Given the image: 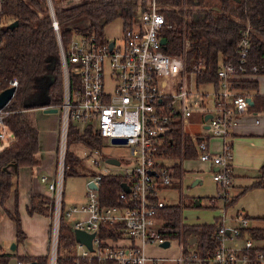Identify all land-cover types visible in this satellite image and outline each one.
Here are the masks:
<instances>
[{"label":"built area","instance_id":"built-area-1","mask_svg":"<svg viewBox=\"0 0 264 264\" xmlns=\"http://www.w3.org/2000/svg\"><path fill=\"white\" fill-rule=\"evenodd\" d=\"M183 1L178 7L186 9L188 5L186 0ZM6 2L0 0V37L2 29L10 23L5 12ZM47 4L58 33L63 71V98L57 106L60 135L56 168L52 175H41V180L52 192L49 264H57L63 221L74 233L76 264H162L164 258L151 257L146 252L148 243L163 245L169 240L171 244L162 214V209L169 203L161 199L160 191L180 181L185 175L184 159L193 158L182 156V171L177 173L175 129L178 127L181 132L183 154L193 149L195 158L214 164L213 178L220 191L226 193L231 183L232 128L240 115L250 109V99H254L253 92H240L233 85L234 79L249 74L246 58L251 45V26L247 20L237 40L236 55L220 57L218 83L208 82L214 87L215 108L201 106L203 112L199 113L198 119L203 127L194 131L186 127L195 116L193 103H188L192 91L186 78V50L191 39L184 35L181 53L166 50V43L162 42L163 30L173 23L168 21L158 0H127L122 6L113 8V13L124 17L120 42L106 35L78 33L71 37L67 46L59 35L53 0H47ZM64 4L62 2L59 7ZM206 67L202 60L193 64L191 79L199 83L197 76ZM169 78L177 81L169 82ZM17 84L18 79L13 78L9 86L16 87ZM203 94H209V91ZM4 107L0 108V127L3 129L8 127L5 116L9 112L3 110ZM207 113L211 116L205 119ZM72 121L84 123L81 132L90 126L102 140L105 137H110L111 141L113 137L126 138L125 144L130 146L135 166L123 175L129 190L122 187L116 202L102 200L99 186L103 174L108 173L101 172L90 173L84 203L67 205L65 202L64 180ZM5 137V130H0V140ZM213 137L222 139L220 151L210 148ZM89 148L92 155L101 152L100 147ZM81 156L90 163L89 154ZM94 162L98 163L96 158ZM90 182L97 187H92ZM218 198L226 202L228 197L214 195L211 203L216 204ZM65 218H71V222ZM231 219L232 224L225 215L218 219L216 237L219 245L212 255L200 253L191 244L186 247L180 237V253L174 264H262L264 242H256L261 239L251 231L248 215L238 212ZM77 229L92 234L91 246L76 239ZM229 239H243V245L228 244ZM19 264L24 263L19 260Z\"/></svg>","mask_w":264,"mask_h":264},{"label":"trees","instance_id":"trees-1","mask_svg":"<svg viewBox=\"0 0 264 264\" xmlns=\"http://www.w3.org/2000/svg\"><path fill=\"white\" fill-rule=\"evenodd\" d=\"M127 0H53L55 14L59 22V35L65 46L71 37L78 33L87 35H104L103 25L110 18L115 6H122ZM162 10L166 12L172 26L165 27L166 50L171 53L184 51V35L191 39L186 50L187 67L202 60L207 67L198 74L201 82L218 83L217 67L223 55L235 56L237 40L242 29L249 22L251 29L250 49L246 58L249 74L264 73V0H186L188 7H178L183 0H158ZM64 2L62 7L59 5ZM217 7V8H216ZM5 12L10 22L18 20L13 28L6 25L0 37V90L9 87L13 78L18 79L14 95L3 110H9L5 122L12 131V137L0 148V202L2 208L16 223V243L25 240L26 234L22 226L19 210L18 173L9 168L14 164L35 166L39 164L40 135L37 125L29 121L27 111L39 106L35 97L38 94L39 82L50 74L52 79L47 87L48 105L59 106L63 98V71L59 51L58 33L53 26L47 0H7ZM248 20V22H247ZM76 77V75L74 76ZM233 85L240 91H254V104L251 109L264 111V94L258 91V80L252 78H236ZM72 139L81 141L91 147H100L102 138L87 126L84 132L74 129ZM177 139L175 156L177 173H181L182 156L194 157L196 151L181 152V132L174 131ZM187 139V138H186ZM2 140H0V143ZM70 142V139H69ZM67 173L84 174L90 170L85 157L68 149ZM253 186L264 185V163ZM124 176L114 173L103 174L99 191L102 200L107 203L117 201ZM246 187L242 189L245 191ZM14 191L15 205L13 210L7 209L5 203ZM29 213L38 212L51 215L50 198L39 193H32ZM234 200V199H233ZM181 204H169L162 209L166 219V235L169 238L181 237L186 247L191 239L196 238V248L202 254L212 255L219 245L217 221L203 224H181ZM264 218V216H262ZM258 238H264V227L250 228ZM75 237L72 229L64 223L60 232L57 264H76L74 260ZM63 245L64 251H61ZM11 256L32 264H49V252L39 255L27 253L1 252L0 264H8Z\"/></svg>","mask_w":264,"mask_h":264},{"label":"rangeland","instance_id":"rangeland-1","mask_svg":"<svg viewBox=\"0 0 264 264\" xmlns=\"http://www.w3.org/2000/svg\"><path fill=\"white\" fill-rule=\"evenodd\" d=\"M123 24L124 17L121 15H116L110 18L103 25L104 35L109 39H115L120 42L123 35ZM191 69L186 70L187 84L191 89V95L188 98V103H193L194 117L190 119L187 129L201 130L202 124H200V119L198 115L203 112L201 106H205L209 109L215 108L214 103V87L208 82L197 83L195 79H191ZM52 79L50 74L45 75L39 82L38 94L35 97V101L39 99H48L47 87ZM169 82L175 83L177 79H168ZM204 91H209V94H203ZM196 99V102L193 100ZM203 102V103H202ZM34 110L30 112L29 121L33 122L35 118ZM199 123V124H198ZM84 123L82 121H72L69 130V149L74 150L80 155L90 156V163L88 162L90 170L93 172L101 173H114L119 175H124L130 171L135 166L134 157L132 155L130 146L128 144L113 143L110 137H105L100 145L101 152L98 154H90L91 148L81 141H75L72 139L74 134V129H83ZM59 134L60 135V120H59ZM0 130H5L6 137L2 139L0 143V148L9 142V137L12 136V131L5 127L4 129L0 127ZM57 141V147H58ZM210 148L215 151L221 150V139L213 137L210 140ZM57 150V148H56ZM233 154V146L231 148ZM55 168L57 163V151ZM107 156H117L121 159L120 164H112L106 161ZM97 159L98 163L94 162ZM184 167L186 169L185 175L183 177L182 183L178 181L173 184V186H167L160 191V197L166 203L169 204H181V224H203V223H214L220 218V216L225 215L228 218V223L232 224V217L236 216L238 212L248 214L250 225H264V221L260 218L264 214V186H253L251 181H247L245 178H237L233 172L232 167V179L231 184L225 191H220L217 182L213 178V168L209 165L208 161H202L198 158H185ZM233 163V161H232ZM236 176V177H235ZM90 177V171L84 174H73L66 173L64 180V200L67 205H72L74 203H84L87 199L88 191V179ZM196 177H200L202 182L197 184H192ZM235 177V181L233 183ZM247 183V184H239ZM244 185L246 187L245 191L241 192V188ZM243 187V188H244ZM222 196H221V195ZM228 197L227 201L224 202L223 198H218L216 204L211 203L212 197ZM226 195V196H225ZM197 199L200 200V204H197ZM235 199V200H233ZM234 201V202H233ZM226 203V204H225ZM229 204V205H227ZM226 205V206H225ZM230 218V220H229ZM67 222H71V218H65ZM66 223L63 221V224ZM67 224V223H66ZM68 225V224H67ZM63 226V225H62ZM180 237L171 238V244L169 246H161L158 243H148L146 245V252L151 257L164 258L162 264H174L176 259L179 257L180 253ZM236 242L237 245H243V239H229L228 244ZM256 242H264L261 240H256ZM193 247L196 244L192 243ZM61 251H64L63 245H61Z\"/></svg>","mask_w":264,"mask_h":264},{"label":"crops","instance_id":"crops-1","mask_svg":"<svg viewBox=\"0 0 264 264\" xmlns=\"http://www.w3.org/2000/svg\"><path fill=\"white\" fill-rule=\"evenodd\" d=\"M246 77L257 79L258 91L264 94V73L246 74L238 78ZM252 92L254 93V91ZM47 106L50 105L47 104ZM33 110L35 112V118L31 123L37 125L39 128L40 150L38 154L40 162L35 166H20L18 169L14 164H10L9 168L18 173L19 210L21 213L22 226L26 234L23 242L16 243L15 250L20 254L27 253L29 255H39L49 251L51 216L38 212L30 214L29 205L31 204L32 193H39L49 198L52 195L48 185L41 180V175L43 173L52 175L55 171V152L57 151L60 113L46 112L44 106H36L28 109V118L30 112ZM216 138H219V140L221 139L220 137ZM231 140L234 154L232 157L234 174L236 173L235 175L237 178H245L248 183L249 181L253 183L259 175L261 165L264 163V111H255L250 108L248 111L242 113L239 121L232 128ZM208 163L213 169L215 168L214 164L210 161H208ZM183 177L180 183H182ZM199 182H202L201 178ZM243 187L244 185L241 188V192ZM197 204H200V200ZM5 205L7 209L13 210L15 205L14 191L7 198ZM262 216H264V214L261 215L260 218H262ZM262 220L264 221V218H262ZM251 227H256L258 229L259 227H264V225H251ZM260 239L264 241V238ZM15 240L16 223L2 208L0 202V251H15L11 249V244ZM190 244L192 245V242H190ZM193 244H196V242H193ZM8 264H19L17 256H11ZM262 264H264V261Z\"/></svg>","mask_w":264,"mask_h":264},{"label":"water","instance_id":"water-1","mask_svg":"<svg viewBox=\"0 0 264 264\" xmlns=\"http://www.w3.org/2000/svg\"><path fill=\"white\" fill-rule=\"evenodd\" d=\"M197 2V0H195ZM217 8V7H216ZM18 24V20H14V21H11L9 23V27L13 28L14 26H16ZM162 42L163 43H166V37H162ZM110 45L112 46L113 45V41L110 42ZM49 85V84H48ZM15 86L12 85V86H9V87H6L4 88L2 91H0V108L4 107L5 105H7V103L10 101V99L13 97V94H14V91H15ZM38 105L39 106H44V110L46 112H59V108L58 107H55V106H47V103H48V99L46 100H43V99H39L37 101ZM250 103L251 105L254 104V99H250ZM209 116H211L210 113H207L205 115V119H207ZM208 126V124H207ZM112 141L113 142H116V143H125L126 142V138H121V137H113L112 138ZM107 161L109 163H112V164H120V158L117 157V156H108L107 158ZM200 181V178L199 177H196L192 184H197L198 182ZM90 185L92 187H97V185L94 183V182H90ZM122 187L126 190H129V186L127 185V183L125 181L122 182ZM197 203H199V200L196 201ZM75 236H76V239L77 240H80V241H83V242H86L88 245L91 246V239H92V234L90 233H87L83 230H80V229H77L76 232H75ZM191 242H196V238H192L191 239ZM169 240H166L163 245L164 246H168L169 245ZM11 249L15 250L16 249V242L13 241L12 244H11ZM24 264H32V261H28Z\"/></svg>","mask_w":264,"mask_h":264}]
</instances>
